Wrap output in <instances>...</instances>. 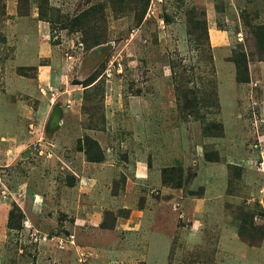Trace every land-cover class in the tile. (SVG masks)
Wrapping results in <instances>:
<instances>
[{
    "label": "rangeland",
    "instance_id": "obj_1",
    "mask_svg": "<svg viewBox=\"0 0 264 264\" xmlns=\"http://www.w3.org/2000/svg\"><path fill=\"white\" fill-rule=\"evenodd\" d=\"M261 27L264 0H0V264H264Z\"/></svg>",
    "mask_w": 264,
    "mask_h": 264
},
{
    "label": "trees",
    "instance_id": "obj_2",
    "mask_svg": "<svg viewBox=\"0 0 264 264\" xmlns=\"http://www.w3.org/2000/svg\"><path fill=\"white\" fill-rule=\"evenodd\" d=\"M41 1H45V0H41ZM41 6H42V4H41ZM42 7L39 9V15H40L41 19L43 18V15H45V12L42 9ZM91 10L92 9L87 10V11L77 15L73 19V22L75 24H79L81 26V28L84 29V26L89 25L87 23V18L89 16V14H91V12H92ZM86 23H87V25H86ZM260 32H261V36H259V43L264 45V27H261ZM240 61L244 63V65L246 67L245 69L247 71V59H246L245 54H242V58L240 59ZM247 76H248V73H247ZM86 144L87 145H86L85 154H86L87 160L90 162H97V163L102 162L104 159V151L100 147L99 142L97 140L87 138ZM249 228L252 231H256V229L252 226H249Z\"/></svg>",
    "mask_w": 264,
    "mask_h": 264
},
{
    "label": "bare ground",
    "instance_id": "obj_3",
    "mask_svg": "<svg viewBox=\"0 0 264 264\" xmlns=\"http://www.w3.org/2000/svg\"><path fill=\"white\" fill-rule=\"evenodd\" d=\"M212 20V19H211Z\"/></svg>",
    "mask_w": 264,
    "mask_h": 264
}]
</instances>
